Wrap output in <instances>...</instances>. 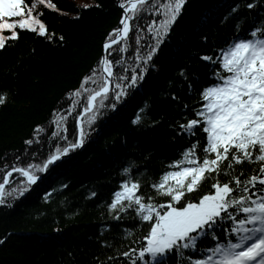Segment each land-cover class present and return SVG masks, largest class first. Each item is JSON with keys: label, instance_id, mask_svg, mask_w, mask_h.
I'll list each match as a JSON object with an SVG mask.
<instances>
[{"label": "trees", "instance_id": "16d2710c", "mask_svg": "<svg viewBox=\"0 0 264 264\" xmlns=\"http://www.w3.org/2000/svg\"><path fill=\"white\" fill-rule=\"evenodd\" d=\"M36 1L24 0L22 7ZM85 2L36 4L34 13L44 24L45 34L17 27L18 39L6 40L0 49V183L13 169L40 175L36 169L42 168L53 151L77 143L81 130L99 118L105 120L98 132L88 129L90 140L80 149H70L68 153L73 154L59 164L55 174L52 171L28 184V192L20 198L2 196L0 264H133V260L137 264H197L211 255L216 258L213 248L239 242V235L232 232L236 221L226 215L198 236L195 247L180 246L156 260L146 254L147 260H141L138 253L147 246L155 217L145 222L133 216V210L113 211L110 204L125 182H138L137 195L143 194L144 202L157 210L172 202L153 185L178 170L172 165L183 161L191 143L207 142L206 133L199 130L203 125L194 137L184 134L180 125L199 119L194 109L206 103L202 90L220 82L213 73L222 72L219 58L223 53L236 42L264 38V33L255 38L250 35L264 29V0H184L166 32L161 22L169 18L167 11L175 0L161 4L148 0L136 6L123 48L118 43L104 51L103 43L119 27L121 11L115 0ZM5 20L18 24L20 17ZM11 31L6 30V36ZM136 35L140 36L137 44ZM149 54L151 59L146 60ZM205 56L217 64L203 60ZM102 58L111 68L109 91L82 114L88 95L99 89L93 75ZM132 76L138 77L135 84ZM118 93L123 94L117 99ZM53 132L58 134L53 136ZM231 155L221 161V172L232 162ZM262 165L254 160L233 163L228 175L218 179L231 182L243 172V181ZM213 177L203 180L175 206L198 203L204 195L214 194L215 173ZM7 178L10 186L23 176L17 171ZM228 211L244 219L235 208ZM125 252L130 255L124 256Z\"/></svg>", "mask_w": 264, "mask_h": 264}, {"label": "snow or ice", "instance_id": "6c2138e0", "mask_svg": "<svg viewBox=\"0 0 264 264\" xmlns=\"http://www.w3.org/2000/svg\"><path fill=\"white\" fill-rule=\"evenodd\" d=\"M23 2L24 0H0V20L24 15ZM39 3L43 4L44 0H39ZM183 3L184 0H175L174 7L169 6V18L161 22L165 32L168 26L175 22ZM49 7L53 6L49 5ZM28 15H31V9ZM125 19H122L121 23L124 24L123 31L127 33L129 26ZM31 25H39V34H45L44 24L35 19H25L18 24L0 23V31L13 30L10 36L0 35V49L5 47L6 40L18 39L15 28H30L36 31L37 29ZM258 33H264V29L254 30L250 35L255 38L258 37ZM150 59L151 54L146 60ZM202 59L213 65L218 62L209 56ZM219 59V67L228 75L225 76L221 71L214 70L213 74L220 82L202 90L201 94L206 103L199 109H194L199 119H192L187 124L180 125L182 132L192 137L197 135L196 130L203 125L199 130L207 134L206 145H201L199 139L191 143L183 152V161L172 165L178 170L165 174L158 184L153 185L158 194L170 196L172 202L160 205V210H157L152 203H145L144 195H137L140 191L138 182L122 183L120 187L123 191L114 193L115 199L110 204L111 210L119 209V212L133 210L132 215L139 216L145 222H151L155 217V222L152 223L150 233L146 237L148 244L139 251L138 259L147 260L146 254H148L156 260L158 256L163 257L180 246L195 247L198 236L205 235L207 229L214 228L217 218L224 214L236 221L232 232L239 235V242L231 243L226 248L220 246L213 248V253L220 255L217 264H264V187L257 189L258 184L264 186V165L259 168L257 174L243 181L241 180L244 176L243 172L231 182L221 183L218 179L220 175H228L227 169H231L233 163L242 164L245 160L264 162V38L236 42ZM137 78V76L131 77L132 84H135ZM139 78L142 79V76ZM107 91L108 89L105 88L102 92L92 95L89 99V107L97 96L106 94ZM122 94L118 93L117 99ZM2 102L3 100L0 99V103ZM187 107L185 105V108ZM135 122L138 123L139 120ZM57 134L53 132V136ZM83 139L84 132L81 130L77 143L70 144L62 151L57 149L47 164L36 170H46L48 164L60 159L70 149L80 147ZM198 148L200 155H197ZM230 152L232 162L221 172V161H227ZM213 154L214 158H212ZM185 164L187 166H184ZM13 170L27 177L28 184L35 183L38 179L28 170ZM124 171L127 172L128 169ZM213 173L216 177L215 183L211 184L215 189L214 194L204 195L198 203L188 202L181 204L179 208L175 206L186 193H192L199 188L203 180L214 178ZM8 175L10 176L11 172ZM170 180L174 183H169ZM8 183V178L5 176L3 183H0V190ZM25 190L27 189L21 188L14 191H19L22 195ZM234 193L239 195H233ZM2 196L3 193L0 191V203L4 202ZM147 199L151 201L152 197L149 196ZM124 201H127V204ZM134 205L136 207L133 209ZM165 208L167 210H164ZM230 208L242 212L244 219L233 216L228 211ZM161 210H164L163 214ZM115 218L119 221L121 216L117 215ZM135 251L134 249L133 252ZM123 255L128 257L130 254L125 252ZM212 260L213 256H209L208 261ZM133 264H137V261L133 260ZM157 264L160 262L158 261Z\"/></svg>", "mask_w": 264, "mask_h": 264}, {"label": "rangeland", "instance_id": "374dc122", "mask_svg": "<svg viewBox=\"0 0 264 264\" xmlns=\"http://www.w3.org/2000/svg\"><path fill=\"white\" fill-rule=\"evenodd\" d=\"M78 5H82V4H85L86 2H85V0H74ZM146 1H148V0H144V1H139V2H137L134 6H132L129 10H128V12H127V18H128V26H129V31L127 32V33H124L123 34V36L118 40V41H116L115 43H113L112 45H110L109 47H112V46H114V45H117L118 43H119V46H121V49L123 48V41H122V39L124 38V36L126 35V34H128V35H130L131 34V27H130V22H131V24L133 23V19L131 20V18H133V17H135V13L137 12V9L135 10V8H136V6L137 5H139V4H142V3H145ZM157 1V3H159V4H161L162 3V1L163 0H156ZM126 2V1H125ZM36 4H41V3H39V0H37L33 5H35V7H36ZM42 5H44V6H48V0H44V3L42 4ZM28 6V5H27ZM128 6L129 5H127V7L126 8H128ZM35 7L33 8V6L31 5V7H22V9H23V12H24V15H22V16H20V21H19V23L20 22H22L23 20H25V19H35V20H39V18L38 17H36V15H35V13H34V11H35ZM173 7H174V5H173ZM31 9V15L29 16L28 15V13H29V10ZM132 10H135V12L133 13V14H131V15H129V13H131V12H129V11H132ZM168 12V11H167ZM160 18V20H161V18L162 17H159ZM131 20V21H130ZM166 20V19H165ZM40 21V20H39ZM3 22H9V21H6L5 20V18L3 19V20H0V23H3ZM41 22V21H40ZM31 27H35L37 30V32H39V25H31ZM7 30V33L10 31V30H8V29H5V30H2V31H0V35H3V36H6V35H8L5 31ZM116 33V32H115ZM115 33H114V35L111 37V38H109L108 40H111L114 36H115ZM134 40H135V44H137L138 42H139V40H140V36L139 35H136L135 37H134ZM109 47H107V48H109ZM106 48V49H107ZM102 60V59H101ZM103 65V66H102ZM103 71H105L107 74H109V82L107 83V89H108V91H109V86H110V80H111V68H110V66H109V63H108V61H106L104 58H103V62L102 63H100V67H99V69H98V71H97V73L95 74V75H93V81L96 83V87L97 88H99L98 90H96L95 92H93L92 94L90 93L89 95H88V97H87V104H86V107H87V110H83V112H82V114L85 112V114L86 113H88L89 112V109L91 108V107H94V106H96L99 102H100V97L101 96H103V95H105V94H102L101 96H97V98H96V100L95 101H93L92 102V105H91V107H89V99H90V97L92 96V95H95L97 92H102V90H103V88L105 87V77L103 76ZM107 91V92H108ZM100 120H97V121H95V122H92V123H90V125H88V127L86 128V130L84 131V139H83V143H82V145L79 147V149L81 148V147H83L84 145H85V143H87L89 140H90V138L88 137V135H89V132H88V129L89 128H93V130L91 131V132H98L103 126H104V123H105V120L103 119V118H99ZM98 121H100V122H98ZM207 135V134H206ZM56 153V151L54 152L53 151V153H51V155L46 159V160H44V162L42 163V165H41V167L43 168L44 167V165L45 164H47V162H48V160L50 159V157L53 155V154H55ZM67 154H68V152H67ZM70 154H73V153H70ZM61 160V159H60ZM59 160V161H60ZM58 161V162H59ZM54 164H56V162H54V163H52V164H48L47 165V168H46V170H48L49 169V171H47V173L45 174V176H47L48 174H50V173H52V170H53V168H54ZM35 167H37V166H35ZM34 167V168H35ZM18 169H20V168H18ZM26 170V169H25ZM46 170H43V171H41V173H43V172H45ZM29 171V170H28ZM11 172V174H13V173H16L14 170L13 171H10ZM30 172V174H31V171H29ZM40 173V172H39ZM38 173V174H39ZM40 173V174H41ZM19 174L21 175V173L19 172ZM21 176H23V175H21ZM39 176V175H38ZM45 176H43L42 178H44ZM7 177H9V175L7 174ZM22 178V177H21ZM41 178V179H42ZM41 179H39V180H37V181H40ZM8 181H9V179H8ZM28 183H27V177H25V176H23V179H20L19 181H17V182H15V183H13L12 185H8V184H6L5 186H4V188L2 189V190H0V191H2V193H3V196H12V198H20L22 195H24V193H27L28 192ZM21 188H26L27 190H25V191H23V194L21 195V194H19V191H14V190H16V189H21Z\"/></svg>", "mask_w": 264, "mask_h": 264}, {"label": "water", "instance_id": "95a60500", "mask_svg": "<svg viewBox=\"0 0 264 264\" xmlns=\"http://www.w3.org/2000/svg\"><path fill=\"white\" fill-rule=\"evenodd\" d=\"M139 1L141 2V1H144V0H127L126 2H122L121 0H115V5H116L117 8L121 11V17H120V21H119V27H118V29L116 30L115 36H114L111 40H107V41H105V42L103 43V46H102L103 51H104L107 47H109L110 45H112L113 43H115L116 41H118V40L123 36V34L125 33V32L123 31V29H124V24L121 23V21H122V19H125V16L127 17V12H128V10H129L132 6H134L137 2H139ZM127 5H129L128 8H126ZM125 22L128 24V18L125 19ZM106 45H107V47H106ZM102 62H103V58H102V60H101V63H102ZM102 66H103V65H102ZM103 76L105 77V78H104V79H105V87H104L103 89H105V88H107V83L109 82V74H107L105 71H103ZM71 155H72V154H70V153L65 154V155H62L60 159H61V160H62V159H66V158L70 157ZM60 159L56 160L55 162L57 163ZM47 171H49V169L46 170L45 172H43L42 174H40L39 176H36V177H38L37 180H39V179H41L43 176H45V174L47 173ZM37 180H36V181H37ZM31 184H33V183H31Z\"/></svg>", "mask_w": 264, "mask_h": 264}, {"label": "bare ground", "instance_id": "6f19581e", "mask_svg": "<svg viewBox=\"0 0 264 264\" xmlns=\"http://www.w3.org/2000/svg\"><path fill=\"white\" fill-rule=\"evenodd\" d=\"M64 159L60 160L59 162H57L56 164H54V168H53V172L55 174V172L57 171V167L59 166V164H61V162L63 161Z\"/></svg>", "mask_w": 264, "mask_h": 264}]
</instances>
